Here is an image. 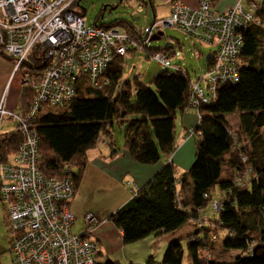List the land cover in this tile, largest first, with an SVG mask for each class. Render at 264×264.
<instances>
[{"label":"trees","instance_id":"trees-1","mask_svg":"<svg viewBox=\"0 0 264 264\" xmlns=\"http://www.w3.org/2000/svg\"><path fill=\"white\" fill-rule=\"evenodd\" d=\"M256 17L259 25L253 24L241 32L244 65L238 82L219 85L216 100L199 109L196 156L187 173L177 177L170 158L175 152V116L184 112L187 105L190 76L161 69L150 83L152 87L137 80L132 85L122 80L123 58L111 64L104 76L106 84L92 88L81 81L68 107L44 109L33 121L41 171L47 177L69 178L76 192L86 166V152L96 147L102 136L111 139L107 141L111 156L117 154L112 141V130L117 124L124 133L123 150L132 161L155 166L168 159L142 189L109 217L122 232L123 245L150 235H170L189 222L195 223L198 210L206 208L219 186L226 199L218 219L212 220L218 228L208 226L191 234L188 264H264V0ZM110 26L125 27L122 22ZM126 28L133 39H141L134 27ZM40 63L36 60V65ZM26 92L33 99L32 92L25 90L18 112L21 116L26 115L31 104ZM235 113L240 134L248 141L246 146L233 135L226 120V116ZM22 140L18 126L8 135H0V164L16 154ZM73 168L78 170L76 175L72 174ZM244 173L248 175L242 178L244 185L236 186L235 180ZM177 190L182 194L179 200ZM215 230L225 232L224 251L239 252L233 261L203 257L202 252L217 242L212 238ZM183 255L181 243L174 240L160 263L149 258L145 264H183Z\"/></svg>","mask_w":264,"mask_h":264},{"label":"built area","instance_id":"built-area-1","mask_svg":"<svg viewBox=\"0 0 264 264\" xmlns=\"http://www.w3.org/2000/svg\"><path fill=\"white\" fill-rule=\"evenodd\" d=\"M80 1L0 0V54L11 60L14 75L19 73L21 85L33 94L25 116L8 111L5 100L0 101V123L6 117L14 118L23 137L16 154L0 164V199L6 204L12 239L10 264H96L98 259L99 247L89 238L97 218L86 215V232L73 234L75 218L70 203L76 192L71 180L47 177L40 169L33 121L44 109L68 107L81 81L92 88L106 84L104 76L113 61L131 51L139 50L163 70L187 77L185 70L171 64L168 54L154 53L147 47L155 34L173 28L200 44L215 47L208 70L200 78L189 80L184 112H195L197 122L187 130L186 138L198 136L200 107L216 100L219 85L239 80L244 65L241 32L259 25V6L255 3H237L217 13L212 10L211 0H200L196 8L173 0L169 16L153 22L146 37L137 41L121 27L86 24L77 9ZM32 57L41 63L29 65ZM242 176L235 180L236 186L244 185L242 178L248 175ZM134 191L136 194L138 189ZM176 194L179 200L180 191ZM223 202L212 201V211L219 215ZM203 210H198L204 222H198L199 230L212 221L202 216ZM212 238L218 240V236Z\"/></svg>","mask_w":264,"mask_h":264},{"label":"rangeland","instance_id":"rangeland-1","mask_svg":"<svg viewBox=\"0 0 264 264\" xmlns=\"http://www.w3.org/2000/svg\"><path fill=\"white\" fill-rule=\"evenodd\" d=\"M160 5L161 4L156 2L152 8L148 0H81L77 9L83 16L86 24L110 26L122 22L124 26L130 25L138 30L141 37L144 39L147 30L153 22L160 21L169 15L165 6ZM162 32L164 33L163 37L159 41L150 42L147 47L155 50H164V52L168 54L165 48L170 46L169 43H171L170 40L172 39L169 40V38L172 37L177 39L181 44V48L176 52L175 56L171 58V64L175 65V62L181 65L192 80L200 78L205 73V71L203 72L205 61L207 57L212 55L215 47L212 45L200 44L195 39L189 38L173 28L163 29ZM28 64L35 66L36 58L32 57ZM7 65H9V72L11 70V72L8 73L9 78L10 76L11 78L7 84L3 98L8 95L10 89H14V72L12 73V62L0 55V73L3 70V67ZM122 66L124 82H129L134 85V82L137 80L150 87H152L150 83L153 78L162 69L158 63L151 59H147L146 55L139 50L134 51L133 55L127 56ZM18 77H20L19 73L16 74L15 80ZM25 94L31 101L32 96L28 92ZM238 118V114L235 113L228 115L227 121L233 135L239 137L242 146H246L248 141L240 134ZM16 126L17 122L14 118L6 117L0 123V134L8 133L16 129ZM112 135V141L115 142L113 149L117 153H120L124 149L123 129L115 124L112 130ZM102 137V144L105 142L104 145H107V141L111 140L109 136ZM193 138L196 139V136H193ZM197 141L198 140L196 139V143ZM100 142L96 147L90 149V152L87 154L88 159L91 153L96 152V150L98 152L99 148L102 146ZM105 147H108L109 150L111 149L109 145ZM88 159L78 187V198H76L74 204L72 203L70 208V211L75 218V223L72 227V232L75 235H82L86 232L87 225L84 221L86 215L91 214L94 217H102V215L110 213V211L115 208V201L117 203L116 198L119 197L120 199L122 195L126 194L131 195L132 198L135 194L134 189H136V187H131V185L135 186L131 180L125 179L122 181L121 179L117 180V178H115L117 176L113 175V173H115L117 169L113 168V165H111L110 158H107L106 161H104L107 165H103L100 162L92 163L91 161L89 162ZM77 173V168H73L72 174L76 175ZM127 183H129V185H127ZM223 196L224 194H222L219 186H217L212 192L211 200L208 202L206 208H204L205 213L210 212L212 214L210 217L211 220L214 218L218 219L219 216L212 211V201L219 200L222 202V200L226 199ZM6 213V204L0 199V264H10L12 257V239L11 233L7 227ZM198 214V219L195 223L189 222L173 234L162 235L159 237L156 235H150L136 243L122 245L120 250H117L116 252L111 251L108 253V257L104 256V258L99 259L97 263L106 264L118 259L120 264H145L149 258H152L156 263H160L170 242L178 240L181 243L184 252L183 264H188L187 243L191 234H193L198 228V222L201 223L200 225L204 224V222L200 220L201 212H198ZM203 215L204 213L202 216ZM207 224L212 228L213 225H215V222L213 224V221H208ZM214 234L215 236L220 235L219 239L215 244L207 248L208 250L202 252L203 257L227 262L233 261L239 252L224 251L222 249L225 232L215 230ZM199 236L202 237V234ZM251 236L254 238L253 243H255L257 241L255 232H253Z\"/></svg>","mask_w":264,"mask_h":264},{"label":"crops","instance_id":"crops-1","mask_svg":"<svg viewBox=\"0 0 264 264\" xmlns=\"http://www.w3.org/2000/svg\"><path fill=\"white\" fill-rule=\"evenodd\" d=\"M148 1L149 4L152 6V8L154 7L153 5L156 2H158V4H161L160 6H165L166 10L168 11V14H170V4L173 0H148ZM179 1H181L182 3H184L185 5L191 8H196L200 2V0H179ZM262 2L263 0H211L212 10L217 13H224L237 3H240L243 6H246L249 3H255L260 7ZM126 27L130 29L132 28V26L130 25H126L124 28ZM169 40L171 42L169 43L170 46L166 47L165 50L168 52L170 58H173L176 52L180 50L181 44L177 39H174L172 37H170ZM131 55H133V53H130L127 56H131ZM126 57L123 58V62L126 59ZM208 59L209 57H207L205 61V68L203 72L206 71L208 68V62H207ZM174 64L175 66L182 68V66L179 65L178 63L174 62ZM182 69L185 70L184 68ZM10 72H9V65H7L3 67V70L0 73V100L5 98L4 99L5 108L10 112L18 113L21 108V98L26 89L21 85L20 77H18L15 80L16 75H14L13 78L14 89H10L8 95L3 98L4 92L7 88V84L11 78V76L9 78L8 75V73ZM13 72L14 71L12 70V73ZM226 120H227V116H226ZM196 122H197V115L195 112H189V113L178 112L175 116V131H174L175 152L170 158V161L175 168L177 177H180L183 174L187 173L190 170L195 160L196 139L193 137L186 138V133L190 127L196 124ZM16 129L8 133L1 134V136L8 135L11 132L15 131ZM102 141L103 140L101 139L100 143L102 146L100 145L101 147L99 148L98 152L96 150L97 153L96 152L91 153L89 159L87 154L88 152H90V150L86 152L88 161L89 162L91 161L92 163L100 162L103 165H107L104 163V161H106L107 158L108 159L110 158L111 165H113V168L117 169V171L113 173V175H116L117 177L115 176L114 177L117 178V180L121 179L122 181L125 179L131 180V182L135 184V187L138 190L142 189L160 170V168L168 162V159H163L159 164L155 166H140L139 164L132 161L130 156L127 153H125L124 150H122L120 153H117L114 156H111L112 150L111 149L109 150L108 147H105L108 146V143L107 145H104L102 144ZM224 175L225 174H223V176ZM78 193L79 192L77 189L75 193V197L70 203V208L72 206V203L74 204V201L76 200V198H78ZM211 198H212V194H211ZM116 199H117V203L115 201V208L112 211H110V213L106 215H102V217L96 216L98 220V224L92 228L89 234V238L95 241L99 247L97 262L99 259L104 258V256L108 257V253H110L111 251L116 252L117 250H120L123 245L122 232L114 226L113 222L109 220V217L113 215L119 208H121L122 205L128 202L131 199V195L128 194L122 195L120 199L119 197ZM203 213L204 216H207L208 218H210L212 215L210 212L205 213L204 210ZM106 264H120V263L118 259H115L114 261L108 262Z\"/></svg>","mask_w":264,"mask_h":264},{"label":"water","instance_id":"water-1","mask_svg":"<svg viewBox=\"0 0 264 264\" xmlns=\"http://www.w3.org/2000/svg\"><path fill=\"white\" fill-rule=\"evenodd\" d=\"M164 33L162 31L158 32V34H155L152 39H151V42L152 41H159L162 37H163Z\"/></svg>","mask_w":264,"mask_h":264},{"label":"bare ground","instance_id":"bare-ground-1","mask_svg":"<svg viewBox=\"0 0 264 264\" xmlns=\"http://www.w3.org/2000/svg\"><path fill=\"white\" fill-rule=\"evenodd\" d=\"M14 113V112H13ZM17 126H18V124H17Z\"/></svg>","mask_w":264,"mask_h":264}]
</instances>
